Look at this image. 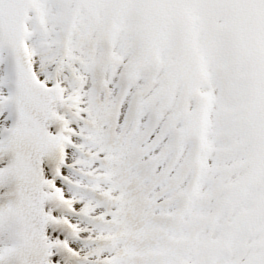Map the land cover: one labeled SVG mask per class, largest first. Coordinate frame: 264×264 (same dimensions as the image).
I'll use <instances>...</instances> for the list:
<instances>
[{
	"label": "snow or ice",
	"instance_id": "obj_1",
	"mask_svg": "<svg viewBox=\"0 0 264 264\" xmlns=\"http://www.w3.org/2000/svg\"><path fill=\"white\" fill-rule=\"evenodd\" d=\"M0 264H264V0H0Z\"/></svg>",
	"mask_w": 264,
	"mask_h": 264
}]
</instances>
